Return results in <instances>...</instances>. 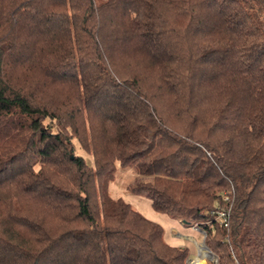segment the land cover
Here are the masks:
<instances>
[{
	"label": "trees",
	"instance_id": "obj_1",
	"mask_svg": "<svg viewBox=\"0 0 264 264\" xmlns=\"http://www.w3.org/2000/svg\"><path fill=\"white\" fill-rule=\"evenodd\" d=\"M119 166L264 264V0H0V264H188Z\"/></svg>",
	"mask_w": 264,
	"mask_h": 264
},
{
	"label": "rangeland",
	"instance_id": "obj_2",
	"mask_svg": "<svg viewBox=\"0 0 264 264\" xmlns=\"http://www.w3.org/2000/svg\"><path fill=\"white\" fill-rule=\"evenodd\" d=\"M59 86H53L57 88ZM56 94L64 96L65 90L61 92V89H56ZM76 143V152L83 154L89 163H93V157L90 153H87L80 145L77 138L74 139ZM140 179H150V177L140 175L134 167H120L116 171V177L110 184V193L113 197H123L132 204L134 208L139 210L146 217L161 224L164 229L165 240L178 246H187L190 249V253L187 258L188 264H218V257L209 244L207 232L203 230L201 223L198 221L184 222L180 216H171L167 213L156 210L151 199L145 194H139L131 191L129 186L135 184ZM226 195V194H224ZM224 199V197H223ZM207 214V210L205 211ZM208 215V221L210 220ZM213 251L212 254L209 249ZM200 253H204L201 256ZM195 257H201L199 259Z\"/></svg>",
	"mask_w": 264,
	"mask_h": 264
},
{
	"label": "built area",
	"instance_id": "obj_3",
	"mask_svg": "<svg viewBox=\"0 0 264 264\" xmlns=\"http://www.w3.org/2000/svg\"><path fill=\"white\" fill-rule=\"evenodd\" d=\"M224 200H229V195H224ZM214 215V217L219 220L220 223L224 224L225 226H229L230 224V209H226L224 207H219L216 211H213L211 213V216Z\"/></svg>",
	"mask_w": 264,
	"mask_h": 264
},
{
	"label": "bare ground",
	"instance_id": "obj_4",
	"mask_svg": "<svg viewBox=\"0 0 264 264\" xmlns=\"http://www.w3.org/2000/svg\"><path fill=\"white\" fill-rule=\"evenodd\" d=\"M201 256H204V253H200ZM197 259L201 258V257H195Z\"/></svg>",
	"mask_w": 264,
	"mask_h": 264
},
{
	"label": "water",
	"instance_id": "obj_5",
	"mask_svg": "<svg viewBox=\"0 0 264 264\" xmlns=\"http://www.w3.org/2000/svg\"><path fill=\"white\" fill-rule=\"evenodd\" d=\"M208 249H209V248H208ZM209 251H210L212 254H214L212 250L209 249ZM214 255H215V254H214Z\"/></svg>",
	"mask_w": 264,
	"mask_h": 264
}]
</instances>
